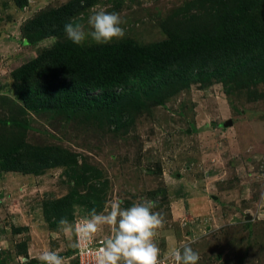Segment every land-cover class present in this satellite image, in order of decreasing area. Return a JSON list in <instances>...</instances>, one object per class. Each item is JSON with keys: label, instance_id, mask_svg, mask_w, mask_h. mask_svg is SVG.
<instances>
[{"label": "rangeland", "instance_id": "rangeland-1", "mask_svg": "<svg viewBox=\"0 0 264 264\" xmlns=\"http://www.w3.org/2000/svg\"><path fill=\"white\" fill-rule=\"evenodd\" d=\"M239 1L0 0V153L17 145L21 162L32 164L30 172L0 168V264H35L44 250L66 256L74 237L58 232L61 218L73 224L93 208L106 213L115 201L142 199L155 200L162 217L156 243L165 264L184 244L199 252V264H264V42L249 36L239 47L247 16L227 20L230 58L198 63L185 85L162 88L139 72L109 90L135 100L122 96L99 109L49 99L42 87L62 76L48 53L75 46L63 31L69 21L86 26L100 8L115 11L125 36L114 43L145 46ZM69 2L64 15L51 12ZM255 13L264 16L263 3ZM31 20L37 28L29 32ZM217 47L205 54L217 57L225 50ZM110 231L93 238L104 241Z\"/></svg>", "mask_w": 264, "mask_h": 264}, {"label": "trees", "instance_id": "trees-1", "mask_svg": "<svg viewBox=\"0 0 264 264\" xmlns=\"http://www.w3.org/2000/svg\"><path fill=\"white\" fill-rule=\"evenodd\" d=\"M228 3V6H224L220 10H214L212 14L206 12L199 15L196 17V21L194 20V24L186 25V28L166 32V40L150 45L140 46L132 42H122L89 48L74 46L64 51L58 48L53 49L51 54L48 53V57L51 58L47 63L50 67L56 68L62 76L55 85L51 81H44L42 83L44 92L49 94V99L58 102L80 106L83 104L82 102L89 101L92 106L99 109L103 106L115 104L112 101L123 96V94L116 91L109 94L110 89L119 88L131 76L139 72L144 71L152 82L157 83V80H160L159 85L162 88H167L170 82L184 83L185 85L188 83L185 74L189 70L192 73L197 70L198 63L203 61L206 65H209L215 62L217 58L219 62H226L230 58V52H228V49L226 50V46L229 45L230 49L233 48L234 36L230 37L228 35L233 31V28L226 24L228 19L240 24L241 17L247 16L248 18L246 29L243 35L238 38V44L242 41L239 47L246 45L249 36H256L261 43L264 42V16L258 17L255 13L256 6L264 4V0L239 1L235 5L238 6L237 8L230 2ZM74 5V2H69L59 10L51 12L54 15L61 16ZM33 22L34 20H31L25 25L27 31L36 30L37 27L33 25ZM218 45L221 46L217 47ZM216 47H224L225 50L216 49V51L221 52L217 57H214L215 55L208 57L207 53L205 54L206 51L209 52ZM236 47L238 46L236 45ZM233 52L235 56L240 54L235 49ZM210 58L212 59L210 60ZM27 68L30 70V67H26L23 71ZM30 75L31 72L28 71L27 76H21V83L29 80ZM88 86L101 88L104 90V94L87 98L83 95L82 89ZM155 87L158 88L156 85ZM148 94H150V91ZM127 96L129 100H135L131 98L136 97L134 93H129L123 96L124 100H127ZM11 122L7 121L4 126ZM20 150L19 146L14 145L10 150L0 153V168L30 172L32 164L28 165L21 162V157L26 156L23 154L24 151ZM45 165L47 166V163ZM72 252L73 250L66 253V256L69 257Z\"/></svg>", "mask_w": 264, "mask_h": 264}, {"label": "clouds", "instance_id": "clouds-1", "mask_svg": "<svg viewBox=\"0 0 264 264\" xmlns=\"http://www.w3.org/2000/svg\"><path fill=\"white\" fill-rule=\"evenodd\" d=\"M99 8V6H97ZM63 31L75 46H107L125 36L122 21L115 11L103 8L90 14L86 26L80 22L69 21ZM115 201L109 210L97 212L91 209L78 224L61 218L58 232L73 236L68 246L79 248L81 241H90L102 227L110 228V235L102 245L95 249L94 264H163L161 249L156 243L162 217L154 211L157 203L153 199H142L127 207ZM171 264H199L200 254L192 246L184 244L168 253ZM38 264H67L68 257L55 250H44L37 257Z\"/></svg>", "mask_w": 264, "mask_h": 264}, {"label": "built area", "instance_id": "built-area-1", "mask_svg": "<svg viewBox=\"0 0 264 264\" xmlns=\"http://www.w3.org/2000/svg\"><path fill=\"white\" fill-rule=\"evenodd\" d=\"M81 219H76L73 224H78ZM103 243L101 239L92 238L90 241H81L79 248H74L70 258L74 264H94L95 249L100 247ZM163 264L165 259L162 258ZM38 264V263H37Z\"/></svg>", "mask_w": 264, "mask_h": 264}, {"label": "crops", "instance_id": "crops-1", "mask_svg": "<svg viewBox=\"0 0 264 264\" xmlns=\"http://www.w3.org/2000/svg\"><path fill=\"white\" fill-rule=\"evenodd\" d=\"M73 249H74V248H73ZM73 263H74V261H73ZM35 264H37V262H36Z\"/></svg>", "mask_w": 264, "mask_h": 264}]
</instances>
